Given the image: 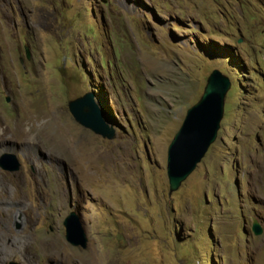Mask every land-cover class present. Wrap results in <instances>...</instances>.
<instances>
[{"label": "rangeland", "instance_id": "rangeland-1", "mask_svg": "<svg viewBox=\"0 0 264 264\" xmlns=\"http://www.w3.org/2000/svg\"><path fill=\"white\" fill-rule=\"evenodd\" d=\"M215 70L231 81L218 139L170 195L169 145ZM87 93L113 140L72 117L68 103ZM25 136L53 158L69 156L88 192V245L46 243L28 227L23 256L264 264V0H0V141ZM19 158L28 172L32 158ZM13 209L3 216L10 224ZM15 236L9 228L3 239Z\"/></svg>", "mask_w": 264, "mask_h": 264}, {"label": "flooded vegetation", "instance_id": "flooded-vegetation-1", "mask_svg": "<svg viewBox=\"0 0 264 264\" xmlns=\"http://www.w3.org/2000/svg\"><path fill=\"white\" fill-rule=\"evenodd\" d=\"M26 59L30 60L29 53ZM7 102L9 103V100ZM7 102L6 104H8ZM12 106L17 107L16 103H12ZM7 135L13 137V134L4 136L7 138ZM25 138L27 137L25 136L23 139ZM33 139L35 141V134ZM9 146H14L15 149H11ZM0 148L11 149L12 151L3 150L2 154L9 155L8 153L13 154L12 152H14L19 160L18 168L14 171L5 170L0 163V264H35V262L40 264L41 258L39 257L35 261V256H23V252L28 246H24V244L31 238L27 232L26 234L24 232L28 227L33 231L35 227L37 230L39 227L40 237L45 239L44 242L53 245L62 244L63 240L67 242L65 221L73 214L81 224L83 223V211L86 209L83 194L88 192L79 182L71 161L67 160L69 156L64 159L53 158L50 153L42 151V148L35 147V142H29L28 138L21 144L18 142L8 143L7 140L0 141ZM19 156L32 158L31 161L28 160V172H22L23 165ZM39 161L44 170L43 175L39 174L36 169ZM48 168L54 174L50 173ZM26 175L29 177L30 186L26 184ZM57 201L65 210L69 211L66 215L61 214V207L56 206ZM13 208L16 209V212L10 224V219L3 216H5L6 209ZM34 215H36V222L33 223ZM9 228H14L17 236L12 241H5L3 237ZM21 234L24 235L20 237ZM46 262L54 264L51 260Z\"/></svg>", "mask_w": 264, "mask_h": 264}, {"label": "water", "instance_id": "water-1", "mask_svg": "<svg viewBox=\"0 0 264 264\" xmlns=\"http://www.w3.org/2000/svg\"><path fill=\"white\" fill-rule=\"evenodd\" d=\"M231 88L230 79L220 71H213L200 101L187 111L186 117L169 145L167 152V177L169 194L176 192L184 181L196 170L218 139L221 122L225 113V100ZM95 93H87L68 103L74 120L83 128L103 139L113 140L115 130L106 123L105 116L96 102ZM108 117V116H107ZM1 166L8 171L18 168V160L11 155L0 159ZM66 240L73 247L86 249L88 239L75 215L65 221ZM252 232L261 236L263 229L253 220Z\"/></svg>", "mask_w": 264, "mask_h": 264}, {"label": "bare ground", "instance_id": "bare-ground-1", "mask_svg": "<svg viewBox=\"0 0 264 264\" xmlns=\"http://www.w3.org/2000/svg\"><path fill=\"white\" fill-rule=\"evenodd\" d=\"M7 150V149H6ZM10 151V150H9ZM2 152V150H0V153ZM7 192V191H6ZM16 215H18V214H16ZM17 218V217H16ZM8 231V230H7Z\"/></svg>", "mask_w": 264, "mask_h": 264}]
</instances>
